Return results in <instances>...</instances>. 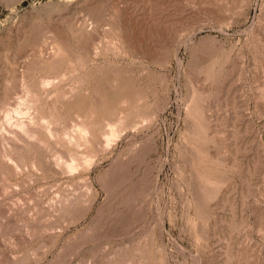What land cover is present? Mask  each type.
I'll list each match as a JSON object with an SVG mask.
<instances>
[{"label": "rangeland", "instance_id": "1", "mask_svg": "<svg viewBox=\"0 0 264 264\" xmlns=\"http://www.w3.org/2000/svg\"><path fill=\"white\" fill-rule=\"evenodd\" d=\"M0 137V264H264V0H0Z\"/></svg>", "mask_w": 264, "mask_h": 264}, {"label": "bare ground", "instance_id": "2", "mask_svg": "<svg viewBox=\"0 0 264 264\" xmlns=\"http://www.w3.org/2000/svg\"><path fill=\"white\" fill-rule=\"evenodd\" d=\"M44 85V84H43ZM47 86V85H46ZM20 115V114H19ZM11 122V121H10ZM16 122V121H15ZM31 122V121H30ZM42 122V121H41ZM19 123V124H18ZM16 125L18 126V129H20V133H23V134H26V135H29L30 134V132H29V130L31 131V129H29V128H27V125H26V123L24 122V121H20V122H18ZM44 123V122H43ZM38 124V123H37ZM40 124H42V123H40ZM39 124V125H40ZM45 124V123H44ZM50 124H48V126H49ZM40 128V127H39ZM46 128V127H45ZM85 128V127H84ZM48 129H49V127H48ZM86 129V128H85ZM50 130V129H49ZM19 130H17L15 133H17ZM33 131V130H32ZM35 131V130H34ZM116 131V130H115ZM45 132V131H44ZM48 132V131H47ZM49 133H50V131H49ZM82 133V132H81ZM46 134V133H45ZM52 134L53 133H50V135L52 136ZM13 135V134H12ZM11 135V136H12ZM82 135H85V133L84 134H82ZM2 136V135H1ZM117 136V135H116ZM115 136V133L114 134H112L111 135V137H109L108 139H107V145H110L112 142H114L113 140H114V138L116 137ZM83 137H85V136H80V138H79V143L81 144V143H85V142H87V140L86 139H84ZM1 138V137H0ZM78 138V137H77ZM29 140V139H28ZM63 140V139H62ZM74 140V139H73ZM75 142V141H74ZM70 143V142H69ZM80 144H78V145H80ZM107 147V146H106ZM82 157V156H81ZM80 157V158H81ZM72 160V163L70 164V163H68V164H66V168L69 170V172L70 171H75L76 170V162H75V159H71ZM79 160V159H78ZM56 161V160H55Z\"/></svg>", "mask_w": 264, "mask_h": 264}]
</instances>
